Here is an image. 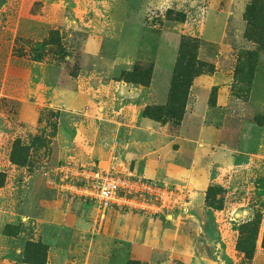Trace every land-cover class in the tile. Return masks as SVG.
<instances>
[{
  "label": "rangeland",
  "instance_id": "374dc122",
  "mask_svg": "<svg viewBox=\"0 0 264 264\" xmlns=\"http://www.w3.org/2000/svg\"><path fill=\"white\" fill-rule=\"evenodd\" d=\"M81 5L87 9L75 12ZM212 6L227 15L212 14L203 38ZM173 24L189 25V33L165 31ZM181 39L188 49L179 69ZM115 59L117 67L140 60L135 65L147 70L144 77L127 74L135 65L123 71L119 81L133 87H144L151 71L153 83L157 63L170 78L167 98L177 73L179 106L159 124L195 140L205 124L206 142L176 143L193 164L191 177L145 179L154 193L174 197L165 205L155 194L132 197L124 210L113 209L121 214L118 228L95 205L55 186L61 165L93 160L75 140L87 118L52 105L54 84L45 74L76 79L81 60L84 69L105 73ZM121 169L132 171L133 163ZM90 212L98 214L93 222ZM70 218L82 226L64 243ZM110 229L121 239L135 229L139 241L155 231L151 244L166 256L176 249L194 252L202 264H264V0H0V264H85L93 240ZM176 233L193 237L175 248Z\"/></svg>",
  "mask_w": 264,
  "mask_h": 264
},
{
  "label": "crops",
  "instance_id": "0c3cea01",
  "mask_svg": "<svg viewBox=\"0 0 264 264\" xmlns=\"http://www.w3.org/2000/svg\"><path fill=\"white\" fill-rule=\"evenodd\" d=\"M102 3H105V1ZM124 3L128 5L126 2L121 4ZM214 8L212 6L205 11L206 22L203 24L201 32L203 38L206 34V23L212 14H219L224 18L227 15L226 9L218 11ZM82 9L87 8L81 5L80 10L74 8V11L81 13ZM94 12L97 16L104 14V11L101 10L95 9ZM111 12H113L112 9ZM166 28L168 30L165 31L171 30L177 33V37L188 34L190 29L189 25L182 24L168 25ZM142 32H144L143 28ZM141 36L139 42L145 38L143 33H141ZM141 60L147 61L145 58H141ZM137 61L140 60H128L125 66L117 67V59H115L113 66L109 68L110 71L113 70L103 73L91 69L88 65L87 69H84L81 60V73L76 79L69 77L67 73L62 75L63 71L62 73L45 71V74L49 76L55 86H52L50 93L55 101L52 105L64 111L80 114L82 117L87 118L89 122L88 126L78 128L75 139L76 143H83L84 156L93 160V163L82 166H95L102 170H113L142 179L151 177L165 180L188 179L191 177L192 171L190 167H193V164L189 166L190 161L180 157L181 155L174 150V146L176 143H181V146H184L187 143H197L199 140L206 143L202 137L205 124L198 134L199 140H195L189 138L183 132L179 134L171 132L168 125L163 126L144 118L142 112L146 107L152 104L164 105L167 102V87L170 78L166 75V71L161 69L158 71L157 63H153L156 66V74L151 87H133L130 84L119 81L118 79L123 71L131 70ZM205 113L207 114V111ZM185 122L186 120L182 123L183 127H185ZM125 161L133 163L134 169L132 171L126 169L118 170L120 166L125 168ZM63 167L65 165H61V168L59 167L57 170ZM54 183L58 192H67L66 194L77 197L74 193L61 186L59 174L58 179ZM78 199L95 205L100 217H105L106 215L113 217L110 227L116 226L118 228L120 226L118 223L120 222L121 214L116 213L114 210H124L122 207L111 206L104 211L94 201L81 197H78ZM72 211L74 214V208ZM128 215H130V212ZM66 217L67 214H64L62 220ZM97 217L98 214L90 212L88 220L93 222V219ZM76 218L75 220L70 218V221H72L69 223L70 227H66L62 231L64 243L70 241L72 229L82 226L76 222ZM57 223L60 224V222ZM115 223L117 224L115 225ZM88 226L89 229L95 228L92 224L85 226V229H88ZM112 231L113 229H110L109 235H101L100 238L93 240L94 242L85 258V264H128L133 259L141 260L146 264H176L175 260L177 258L185 264H202L203 262V258L194 252H184L181 255H177L176 249H174V251H169L167 256L166 253H161L159 248L151 244V236H155V231L148 232L140 241L136 239L135 229L128 232V238L125 237L123 239L118 238ZM195 234L196 236H192L193 238L200 236L198 232H195ZM192 237L185 238L176 233L173 239L175 248L178 243H184Z\"/></svg>",
  "mask_w": 264,
  "mask_h": 264
},
{
  "label": "built area",
  "instance_id": "2783aa9c",
  "mask_svg": "<svg viewBox=\"0 0 264 264\" xmlns=\"http://www.w3.org/2000/svg\"><path fill=\"white\" fill-rule=\"evenodd\" d=\"M61 186L74 195L94 201L106 211L111 206L124 207L135 200L132 197L157 195L165 205L174 196L172 192L157 190L146 182L134 176L119 173L113 170L106 171L95 166H81L79 168L67 165L58 171Z\"/></svg>",
  "mask_w": 264,
  "mask_h": 264
},
{
  "label": "trees",
  "instance_id": "16d2710c",
  "mask_svg": "<svg viewBox=\"0 0 264 264\" xmlns=\"http://www.w3.org/2000/svg\"><path fill=\"white\" fill-rule=\"evenodd\" d=\"M187 47L185 46L184 42H182L181 39V43H180V49H179V54H178V61H177V68H181L182 66H185V62L182 60V56L184 54L185 51H187ZM188 64V63H187ZM153 69V67H152ZM127 74H137V76L140 77V75L142 77L148 75L147 70H144L141 68V66L139 65H135L134 68L132 69V71H130ZM153 77V71H151V73H149V78L148 80L145 81L144 83V87L149 88L152 84V78ZM177 78V73L173 74L172 80H171V91H173V93H170L168 98H167V102L165 105L163 106H148L145 108L144 112L142 113V116L146 119H150L152 121H155L157 123H161L159 120V117L164 118L165 116L171 114V112L174 110V108L178 107V102H177V96L175 94V87L173 88L174 82ZM120 79H123V73L121 74ZM136 83V85H140L137 82H134V84ZM131 84V83H128ZM142 86V85H141ZM262 248L264 249V233H263V240H262ZM246 255H248L247 252H245ZM131 264V261L128 263Z\"/></svg>",
  "mask_w": 264,
  "mask_h": 264
}]
</instances>
